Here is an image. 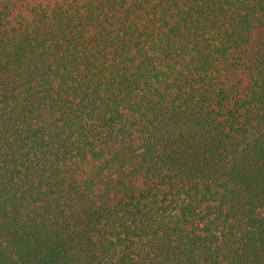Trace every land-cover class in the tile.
<instances>
[{
  "label": "trees",
  "instance_id": "obj_1",
  "mask_svg": "<svg viewBox=\"0 0 264 264\" xmlns=\"http://www.w3.org/2000/svg\"><path fill=\"white\" fill-rule=\"evenodd\" d=\"M0 264H264V0H0Z\"/></svg>",
  "mask_w": 264,
  "mask_h": 264
}]
</instances>
